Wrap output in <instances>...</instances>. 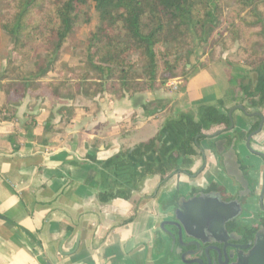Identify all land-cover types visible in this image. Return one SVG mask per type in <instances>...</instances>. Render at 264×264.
I'll list each match as a JSON object with an SVG mask.
<instances>
[{
    "label": "crops",
    "instance_id": "1",
    "mask_svg": "<svg viewBox=\"0 0 264 264\" xmlns=\"http://www.w3.org/2000/svg\"><path fill=\"white\" fill-rule=\"evenodd\" d=\"M225 59L226 54L207 61L201 55L184 78H173L175 89L168 80L133 95L34 94L12 106L0 90V264H180L160 227L172 218L176 197L212 184L226 195L237 189L213 149L216 137L200 139L161 186L159 174L128 183L133 166H126V158L137 144L156 138L165 123L181 122L180 113L197 120L202 105L227 114L241 104L262 116L261 123L236 109L233 128L218 136L239 138V161L256 189L244 204L243 215L252 220L264 188V162L247 148L250 134H242L260 123L249 145L264 152V107H250L244 99L249 69Z\"/></svg>",
    "mask_w": 264,
    "mask_h": 264
},
{
    "label": "trees",
    "instance_id": "2",
    "mask_svg": "<svg viewBox=\"0 0 264 264\" xmlns=\"http://www.w3.org/2000/svg\"><path fill=\"white\" fill-rule=\"evenodd\" d=\"M92 9L99 22L81 43L79 64L61 62L58 76L45 79L74 33L88 24ZM223 24L225 35L219 33ZM2 32L10 39L0 71L6 105L34 94L92 99L112 90L123 96L161 88L169 79L184 78L195 49L216 36L224 50L237 44L236 55L225 62L250 68L251 85L241 91L248 106L264 107V50L255 46V38L264 34V0H0V38ZM210 59L218 56L213 52ZM197 115V120L190 113L178 115L186 133L168 156L169 168L146 164L142 175L159 174L161 186L176 162L194 153L200 139L230 130L231 119L212 105L200 106ZM258 127L256 123L242 136ZM209 129L215 131L207 135ZM154 140L137 144L133 155L148 153Z\"/></svg>",
    "mask_w": 264,
    "mask_h": 264
},
{
    "label": "water",
    "instance_id": "3",
    "mask_svg": "<svg viewBox=\"0 0 264 264\" xmlns=\"http://www.w3.org/2000/svg\"><path fill=\"white\" fill-rule=\"evenodd\" d=\"M236 109L243 111L245 115L259 117L261 123L263 121L260 113H247L244 106L237 104L227 112L231 122V114ZM232 128L233 124H231L230 130ZM259 130L260 123L258 129L250 133L245 144L249 150L264 159L263 152L253 151L249 145L252 135ZM185 133L186 125L183 121H169L158 132L154 145L148 153L141 157H135L132 153L134 149H130L127 153L128 165L126 166L129 167V164L132 163L133 171L128 177V183H132L144 172L146 164L158 165L162 163L169 168L168 156L178 149L185 138ZM220 134L217 132L212 136L216 137L212 146L215 153L221 158L225 175L237 185L236 192L232 195L233 198L224 201L218 191L204 192L202 189L194 192L190 197L181 196L174 201L172 218L160 224L170 242V251L175 248V256L186 264H202L203 256L206 264H226L227 258L224 252L228 239L226 224L241 214L243 202L255 192L254 186L250 188L251 179L239 161L236 151L238 136L234 134L232 137L226 135L218 137ZM116 158L119 160V156ZM261 208H264L263 205ZM166 226L171 228L167 229ZM208 237L211 238L210 241H208ZM188 239L190 241H184ZM205 244H210V247L205 248L204 251L200 250ZM220 245L221 248H219ZM187 246L195 247L194 254L200 250L196 259L186 260L185 254H181V250ZM231 246L237 251L234 258L230 255V258H233L230 264H264V227L260 225L253 235V242L250 241L246 246H242L241 250L238 246ZM244 248H248V250L243 251ZM209 250L213 253H210ZM222 254L225 257L224 262H221ZM47 264L50 263L47 262Z\"/></svg>",
    "mask_w": 264,
    "mask_h": 264
},
{
    "label": "rangeland",
    "instance_id": "4",
    "mask_svg": "<svg viewBox=\"0 0 264 264\" xmlns=\"http://www.w3.org/2000/svg\"><path fill=\"white\" fill-rule=\"evenodd\" d=\"M229 8H225L224 12L227 13ZM99 22L98 14L95 10L92 9L90 21L85 26L81 27L79 30H77L74 35L72 36V40L69 43V45L66 47L65 51L60 55V60L55 65H53L52 69L45 75V79H53L58 76L59 70H60V63L64 62L68 64L69 66H76L79 64V53L81 48V43L85 41L87 34L91 31H94L96 29V26ZM226 27V24H223L221 28L219 29V33H224V29ZM225 35V33H224ZM255 46L258 49L264 50V34L259 35L255 38ZM10 46V39L5 33H1L0 38V71L4 66V62L6 60V57L8 56V48ZM237 44H235L231 49L224 50L220 48V44L218 42V39L216 36H214V40L211 43H208L203 48L197 47L193 53L192 56H190V63L193 61H197L198 57L201 55L206 54V60H211V53H215V56L218 58H221L222 54H226V58L231 55H236ZM201 63H205L201 62ZM199 63V64H201ZM233 63V62H232ZM241 63L242 62H237ZM244 65V64H243ZM246 66V65H244ZM248 69H250L248 66H246ZM28 69L31 68V65L27 66ZM189 68V66H188ZM192 69V68H191ZM190 69V71H191ZM189 71V72H190Z\"/></svg>",
    "mask_w": 264,
    "mask_h": 264
},
{
    "label": "flooded vegetation",
    "instance_id": "5",
    "mask_svg": "<svg viewBox=\"0 0 264 264\" xmlns=\"http://www.w3.org/2000/svg\"><path fill=\"white\" fill-rule=\"evenodd\" d=\"M263 162H264V159H263ZM263 174H264V166H263L262 175H261L262 180L264 181ZM253 186H254V184L251 182L250 188ZM211 191L212 192L218 191L222 200H224V201H228V200L233 198L232 197L233 194H229V195L227 194L226 195L223 192H221L220 190L209 189V187L204 190V192H211ZM194 192H196V191L190 192V194L187 195L186 197H190ZM255 193H256V189H255L254 195H255ZM254 195H252L250 197H253ZM178 198L179 197L177 196L176 200ZM247 199H246V201H247ZM246 201L243 202V211L241 212V214L235 220L228 222L226 224V230L228 233V239L226 241L227 245H226L225 251H224L226 258H227L226 264H230L236 255L237 250L234 249L231 245L238 246V247H240L239 250H241L242 246H246L250 241L253 242V235L258 230L259 226L262 225L264 227V208L263 209L261 208V205H263V207H264V188L259 189V193H258L257 198H256V204H257L258 211L255 213V215H253L252 220H250V221H247L246 217H244V215H243L244 214V204L246 203ZM210 240H211V238L208 237V241H210ZM184 241H190V240L188 239V240H184ZM208 247H210V244H205L203 246V248H200V250L203 249V251H204V249L208 248ZM221 247L222 246L220 245L219 248H221ZM194 250H195L194 246H187L181 250V254H185L186 260H193V259L197 258L198 254L200 252V250H198L197 253L194 254L193 253ZM246 250H248V248L243 249V251H246ZM175 252H176V249L174 248L171 251V253L175 255ZM209 252L213 253V251H211V250H209ZM223 254L221 256V262H224V260H225V257L223 256ZM230 255L233 258H230ZM180 264H186V263H184L180 260ZM193 264H197V263H193ZM202 264H206L204 256H203V263Z\"/></svg>",
    "mask_w": 264,
    "mask_h": 264
},
{
    "label": "built area",
    "instance_id": "6",
    "mask_svg": "<svg viewBox=\"0 0 264 264\" xmlns=\"http://www.w3.org/2000/svg\"><path fill=\"white\" fill-rule=\"evenodd\" d=\"M173 81H174V79H169V82L172 83L171 86H173V88L175 89L176 86H175V84L173 83Z\"/></svg>",
    "mask_w": 264,
    "mask_h": 264
}]
</instances>
